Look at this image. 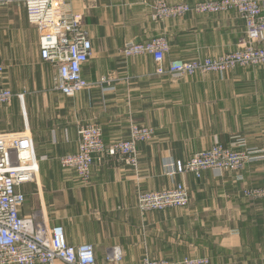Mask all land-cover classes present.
<instances>
[{
	"label": "crops",
	"instance_id": "obj_1",
	"mask_svg": "<svg viewBox=\"0 0 264 264\" xmlns=\"http://www.w3.org/2000/svg\"><path fill=\"white\" fill-rule=\"evenodd\" d=\"M72 7L83 14L93 43L83 66L88 88L74 96L53 90L54 70L40 56L36 29L29 67L16 70L0 61V85L18 92L10 105L0 104V133L26 131L38 157L34 180L23 186L22 215L61 226L71 245L92 244L98 264H109L106 255L114 246L123 250L125 263L149 257L264 264V200L242 195L244 187L264 185L262 163L249 166L241 182L229 172L207 170L201 179L189 174L185 208L142 212L137 204L140 191L181 181L169 174L178 163L218 141L264 129V66L223 78L215 72L172 78L157 74L151 55L121 54L126 42L161 34L170 43L166 66L222 54L237 49L244 22L234 12L154 22L138 0H73ZM88 123L100 125L107 144L127 140L134 123L152 126L155 136L138 145L136 167L105 156L82 184L60 158L78 151V129ZM250 140L249 146H264V137Z\"/></svg>",
	"mask_w": 264,
	"mask_h": 264
},
{
	"label": "built area",
	"instance_id": "obj_2",
	"mask_svg": "<svg viewBox=\"0 0 264 264\" xmlns=\"http://www.w3.org/2000/svg\"><path fill=\"white\" fill-rule=\"evenodd\" d=\"M73 0H0L2 4L23 3L27 21L39 37L40 56L54 70L53 90L67 96H74L90 86L83 76V66L93 52V43L84 27V17L72 7ZM88 2L89 0H81ZM154 1V0H153ZM159 1L161 14L178 12L165 7ZM247 32L249 39L242 52H230L218 57L187 61L171 60L165 65L170 50L169 40L163 36L145 42H126L122 56L151 55L157 64V74H168L173 78L207 72H225L237 65H259L264 63V1L247 0ZM242 1L233 2L238 6ZM230 2L216 5L225 8ZM168 11V13H166ZM246 51V52H244ZM5 66L0 63V76ZM103 78L100 82H110ZM14 92L0 85V104L10 105ZM78 151L60 158L63 168L73 169L83 183H88L92 166L105 156L115 158L127 165H138V145L149 142L155 136L152 126L132 124L127 140L107 144L102 128L97 123L82 124L78 129ZM247 164V163H246ZM244 157L234 148L221 143L196 153L186 164H180L181 173L191 172L197 178L204 171H236L245 168ZM38 171V157L32 137L26 132L0 133V264H98L95 248L90 243L71 245L67 242L61 226L49 227L35 217L22 215L26 201L23 186L34 180ZM245 196L264 200V185L247 188ZM190 194L185 184L156 190L140 191L137 204L142 212L161 211L169 208H184L189 205ZM123 250L114 246L107 252L109 264H207L206 259H184L170 262L144 257L133 263H125Z\"/></svg>",
	"mask_w": 264,
	"mask_h": 264
},
{
	"label": "rangeland",
	"instance_id": "obj_3",
	"mask_svg": "<svg viewBox=\"0 0 264 264\" xmlns=\"http://www.w3.org/2000/svg\"><path fill=\"white\" fill-rule=\"evenodd\" d=\"M242 1V4H239L238 6L233 5V2H239ZM247 0H162L165 7L178 9V12H171V14H161L159 11V8L157 5H159V1L157 0H138L140 5L145 6L148 10H150V16L151 19L154 22H160L163 23L166 20L174 19V20H183L188 18L189 16H195V15H222L229 12H234L240 20L244 22V28L241 31V34L237 41V49L236 50H229L228 52H224L222 54L218 55H208L205 58L208 57H220L224 54H229L230 52H242L248 42V32H247V13L246 10L248 9V5L246 4ZM257 2H263L264 0H255ZM230 2L233 7L230 5L226 6L225 8H218L216 5H222L223 3ZM168 13V11H166ZM25 7L23 3L17 2L13 4L8 5H1L0 4V61L4 62L6 65H10L13 69H20L24 66L29 67V64L33 62L34 53L36 51V35H35V28L29 24V22L26 20L25 17ZM159 36H163L168 39L167 36L164 34H161ZM156 36V37H159ZM155 38V37H153ZM123 49V48H122ZM122 52V50H121ZM246 52V51H244ZM205 58H196V59H190L187 61H193L198 59H205ZM263 64L259 65H237L234 68H231L225 72H215L220 74V76L226 77L228 74L232 71H237L238 69H244L248 67H262ZM210 73V72H207ZM206 74V73H202ZM160 75V74H159ZM162 76V75H160ZM170 76V75H169ZM173 78V77H172ZM14 94H17L16 88L13 89ZM257 126V124H247L246 126ZM259 129H255L254 132L246 133V134H236L230 138L229 143H222L218 141V143H221L225 146H228L230 148H234L240 152V156L244 157L245 160V168L241 170L236 171H222V172H216L218 174L229 172L236 175L237 181H243L244 180V173L247 171L249 166H253L254 164H260L262 163V167H264V146L262 148H256L253 146H249L251 140L254 135L259 137H264V129L261 127H258ZM249 132V131H246ZM254 133V134H252ZM198 153V152H197ZM195 155V154H194ZM193 155V156H194ZM192 156V158H193ZM191 158L188 160L190 161ZM186 162H180V164H186ZM261 161V162H260ZM254 162V163H253ZM179 166V163L176 165V169L171 171L169 174L174 175H180L183 177V179L175 184H173L171 187H174L178 184H185L188 188V184L186 181V176L189 174H193L191 172L181 173L177 170V167ZM212 170L213 169H208ZM207 171V170H206ZM205 172V171H204ZM194 175V174H193ZM195 176V175H194ZM196 177V176H195ZM197 178V177H196ZM202 178V177H201ZM198 178V179H201ZM84 184V183H82ZM169 187V188H171ZM253 186H247L242 189V195L244 198L250 199L245 196L244 192L247 188H251ZM168 189V188H164ZM163 190V189H159ZM143 191H150V190H143ZM156 191V190H152ZM190 204V202H189ZM185 208V207H184ZM170 209V208H169ZM188 259V258H184ZM182 260H169V259H158V260H168L170 262H178V261H184ZM206 259V258H201ZM195 260V259H194ZM207 260V259H206ZM209 262V260H207ZM208 264V263H207Z\"/></svg>",
	"mask_w": 264,
	"mask_h": 264
}]
</instances>
